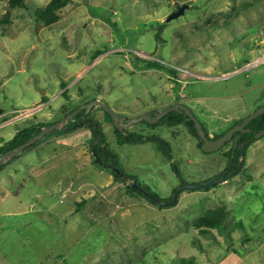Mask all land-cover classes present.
Instances as JSON below:
<instances>
[{"label":"rangeland","instance_id":"rangeland-1","mask_svg":"<svg viewBox=\"0 0 264 264\" xmlns=\"http://www.w3.org/2000/svg\"><path fill=\"white\" fill-rule=\"evenodd\" d=\"M9 1L0 0V146L18 128L55 124L95 99L120 123L188 99L209 138L264 104V0H69L48 27L35 11L50 0ZM82 111L86 122L71 132L46 133L2 159L0 264H264V135L230 179L161 208L97 165L93 123L120 168L162 201L224 175L233 142L205 153L181 126L126 129L168 141V160L152 141L120 145L100 106L55 131ZM216 208L220 228L193 226Z\"/></svg>","mask_w":264,"mask_h":264},{"label":"trees","instance_id":"trees-1","mask_svg":"<svg viewBox=\"0 0 264 264\" xmlns=\"http://www.w3.org/2000/svg\"><path fill=\"white\" fill-rule=\"evenodd\" d=\"M10 6L16 7V6H27L26 3L23 0H10ZM69 0H50V2L43 8H37L35 11L36 17L44 26H50L54 24L55 22L59 21L61 19V15L59 14V10L64 8L68 4ZM248 5L244 4L240 8H246ZM146 67L147 68H155V69H161L159 62H152V61H146ZM78 108H75V110ZM84 113L83 111L76 115L77 119H74L75 122H69L64 130L61 131H53L55 133H68L73 130L76 126L79 124L86 122V120H79L78 117L82 116ZM107 117L111 119V116L105 112ZM93 121V120H92ZM242 121L239 120L235 124H238ZM142 123L148 124L145 121ZM98 128L97 132V144L93 145V153H94V161L97 163L98 166H100L102 169H105L109 171L113 176L115 181H120L125 183L126 179H130L133 181V183H137V180L134 176L129 175L125 173L124 170H122L119 166L118 162V156L115 152L109 149L107 143H106V136L103 133L102 129L99 127L97 123H93ZM234 124V125H235ZM52 124L43 125L42 123H32L30 125L24 126L22 128H18L16 133L13 135V137L2 144L0 146V155L5 154L7 152H10L14 148H17L23 144H25L30 139L37 136L44 127H47ZM233 125V126H234ZM152 129L159 128L161 126H165L167 128H174L177 126H183L185 127L188 132L197 140L198 148L201 149L202 140L197 134L194 122L184 113V112H176L172 111L169 112L167 115H165L163 118H161L157 123L155 124H148ZM232 126V127H233ZM246 128H249L252 130L250 133H240L237 132L236 135H240L239 143H242L243 151H245L249 145L255 141L254 135L258 133L260 130L264 128V113L257 118L253 119L251 122H249L246 126ZM117 141L120 145L122 144H138L143 143L147 141H152L157 145V148L159 149L160 153L168 160L172 158V150L171 145L168 141L163 139L161 136L158 135H144V134H137V133H131L127 130H119L116 127H114ZM207 136L208 133L206 132ZM223 132L218 134L216 137L222 135ZM209 137V136H208ZM92 140H95V137L93 136ZM36 145V142L32 143L31 145L24 148L22 151L26 152V150L34 147ZM239 144H237V148L234 150L233 146L230 148L229 151V159H232V163L230 166V171L233 170L239 163V160L242 157V152ZM1 169V168H0ZM228 171L225 172V174ZM146 191L147 189L144 188ZM127 194L135 197L136 195H139L145 199H147L145 196H143L139 191L135 190L131 185H127ZM172 198L169 199V201ZM148 200V199H147ZM149 201V200H148ZM150 202V201H149ZM151 203V202H150ZM152 204V203H151ZM163 208V207H161ZM223 222V209L222 208H216L215 210H208L206 213H204L202 216L196 218L193 221V226L198 229H209V228H220L221 224ZM186 263V262H183ZM190 264V263H187Z\"/></svg>","mask_w":264,"mask_h":264},{"label":"water","instance_id":"water-1","mask_svg":"<svg viewBox=\"0 0 264 264\" xmlns=\"http://www.w3.org/2000/svg\"><path fill=\"white\" fill-rule=\"evenodd\" d=\"M184 9H185V6H181L177 11L170 14L167 18V22L181 16L184 13ZM92 106H100L105 112H107L111 116V120L113 121L115 127L119 130H126L128 127H130V126H132L138 122H141V121H146V122L151 123V124L157 123L161 118H163L165 115H167L169 112H172V111L184 112L194 122L197 134L200 137V139L202 140L201 150L205 153H211V152H216V151L220 150L222 148V146L224 145V143L230 141L233 138L234 134L237 132L250 133L251 130L249 128H246L247 124L249 122H251L253 119L257 118L258 116H260L264 113V104H263L260 107H258L256 110H254L252 113L247 115L240 123L235 124L233 127H231L224 135L218 137L217 139H212V138H209L207 136L205 128L202 125L201 121L198 119V117L191 111V109L187 105H184V104L178 103V104H174L172 106H169V107L157 112L153 117L150 116V113H144L143 115L138 116L137 118L129 120L125 123H120L118 121L119 114L116 113L114 110H112L108 105L104 104L102 101L97 100V99L91 101L90 103H88L86 105L79 107L78 109H76V111L78 112V111H81L82 109H84L86 107H92ZM76 111L72 112L71 114H69L68 116H66L62 120H60L59 122H56L55 124H52V125H49V126L43 128L42 131L37 136L30 139L25 144H23L17 148H14L10 152L5 153L3 156H0V165L2 164V159L4 157H7L16 151H20L21 149L26 148L34 140L39 139L42 136H44V134L50 133V132L58 129L59 126L62 123H64L65 121H67L70 116H72L74 113H76ZM93 133H94L95 139H97V136H96L97 135V128L96 127L94 128ZM262 135H264V128L262 130H260L258 133H256L254 135V137H255V139H257ZM239 138H240V135H238L234 138V146H233L234 150L237 147ZM243 146H244L243 144H240L242 154L244 152ZM242 163H243V160L240 159L238 165L233 170H231V171L227 172L226 174L221 175L217 178H213V179H210L208 181H205L202 183H197V184H185V185H182V186L176 188L174 191V194L172 196V199L170 201H162V200L158 199L156 196H154L150 192L146 191L144 188H142L137 183H132V187L135 190L139 191L143 196H145L152 204L159 206V207H169V206L176 204L179 194L184 190L205 189V188L214 186L217 183H221L223 181L230 179L233 175H235L240 170V168L242 167Z\"/></svg>","mask_w":264,"mask_h":264},{"label":"flooded vegetation","instance_id":"flooded-vegetation-1","mask_svg":"<svg viewBox=\"0 0 264 264\" xmlns=\"http://www.w3.org/2000/svg\"><path fill=\"white\" fill-rule=\"evenodd\" d=\"M184 101V102H183ZM183 101H181V100H177V101H175V103H173L172 105H174V104H186V102H185V100H183ZM171 105V106H172ZM169 107V106H168ZM161 111V110H160ZM192 112H193V110H191ZM159 112V111H158ZM157 112H152V113H150V116L151 117H153L155 114H156ZM194 113V112H193ZM177 127H179V126H177ZM182 128H185V127H183V126H181ZM160 128V127H159ZM230 129V128H229ZM228 129V130H229ZM228 130H226V131H224L223 132V134L222 135H224ZM251 130V129H250ZM250 132H252V130L250 131ZM218 135V134H217ZM216 135V136H217ZM222 135H220V136H222ZM209 136V135H208ZM216 136H214L212 139H217L218 137H220V136H218V137H216ZM236 136H238V135H236V133L234 134V136H233V138L230 140V141H228V142H226V143H224V145L222 146V148L225 146V145H227V143H229V142H233L232 143V145H231V147L232 146H234V138L236 137ZM240 139V138H239ZM238 144H239V146H240V144H242V143H239V140H238ZM237 148V147H236ZM230 171V168L228 169V172Z\"/></svg>","mask_w":264,"mask_h":264},{"label":"crops","instance_id":"crops-1","mask_svg":"<svg viewBox=\"0 0 264 264\" xmlns=\"http://www.w3.org/2000/svg\"><path fill=\"white\" fill-rule=\"evenodd\" d=\"M184 100H186V102L188 101L189 102V100L188 99H184ZM184 105H187L191 110H192V107L191 106H189L187 103L186 104H184Z\"/></svg>","mask_w":264,"mask_h":264}]
</instances>
